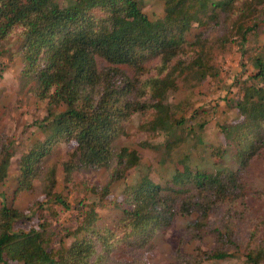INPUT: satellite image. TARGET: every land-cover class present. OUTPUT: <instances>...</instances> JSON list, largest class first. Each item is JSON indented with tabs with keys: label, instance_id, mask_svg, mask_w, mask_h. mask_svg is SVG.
Returning <instances> with one entry per match:
<instances>
[{
	"label": "trees",
	"instance_id": "16d2710c",
	"mask_svg": "<svg viewBox=\"0 0 264 264\" xmlns=\"http://www.w3.org/2000/svg\"><path fill=\"white\" fill-rule=\"evenodd\" d=\"M237 1L164 0L165 15L151 20L142 9V0H74L65 7L57 0H0V43L20 28L22 76L34 82L39 98L64 107L44 118L40 127L47 132L46 137L20 157L19 187L32 190V179L40 177V158L54 141L63 139L75 142V149L63 164L66 180H71L75 170L112 167L111 179L102 187L107 193L112 181L121 179L139 162L135 149L113 147V140L123 132L121 123L132 112L152 105L159 114L155 120L159 125L167 113V106L160 100L164 93L175 88L176 79L184 73L202 65L200 54L187 60L179 58L186 43L185 32L193 21L199 20V13L212 4L230 16L237 13L251 17L248 24H238L242 42L259 22L264 23V0H242L240 5ZM151 55L158 60L156 74L140 78ZM99 59L107 66L100 67ZM253 62V81L242 87V97L236 104L243 119L231 126L238 131L236 138H243L238 147L241 164L256 157L264 146V85L259 84L264 83V47ZM137 82L147 88L145 93L157 99L153 104L129 96ZM225 134L231 138L229 130ZM9 146L0 149V180L6 175ZM238 173L176 174L175 183L190 182L199 191L197 195L189 194L192 190L184 187H162L145 175L124 193L119 238L115 231L94 230L97 215L91 209L85 212L76 230L77 234L87 233L68 248L47 249L43 233L34 227L15 230L14 223L27 215L2 204L0 264H98L91 260L95 237L102 241L103 250L109 249L112 240L136 235L139 242H144L155 229L169 226L178 214L200 211L207 216L218 205H234L239 196ZM45 180L48 194L67 207L62 196L51 191L55 184L53 173ZM230 237L228 230L218 231L219 244L212 251L203 252L204 258L231 256ZM261 253L251 250L246 258L260 264Z\"/></svg>",
	"mask_w": 264,
	"mask_h": 264
},
{
	"label": "rangeland",
	"instance_id": "374dc122",
	"mask_svg": "<svg viewBox=\"0 0 264 264\" xmlns=\"http://www.w3.org/2000/svg\"><path fill=\"white\" fill-rule=\"evenodd\" d=\"M72 1L57 0L62 7ZM142 9L151 20L165 15L164 0H142ZM229 14L210 4L185 32L186 43L179 58L187 60L200 54L202 65L184 73L176 79V87L164 93L160 99L167 106L163 122L158 125L155 120L159 114L150 105L144 111L132 112L121 123L123 132L115 137L113 147L135 149L139 162L121 179L112 181L105 194L102 187L110 181L112 167L75 170L71 180H66L63 164L75 142L63 139L54 141L40 158V177L32 179V190L19 187L20 157L46 137L47 132L40 127L44 118L64 107L39 98L34 82L22 76L20 28L0 43V149L10 144L6 175L0 180V206L7 204L27 215L14 223L15 230L34 227L43 233L47 249L68 248L87 233L77 234L76 230L85 212L92 209L97 215L94 230L115 231L119 238L124 193L143 176L162 187H184L197 195L199 191L190 182L175 183L176 174L237 171L239 196L234 205H218L207 216L200 211L178 214L169 226L155 229L144 242L136 235L112 240L109 249L103 250L102 241L95 237L91 260L98 264H253L246 253L254 250L262 252L260 264H264V146L256 157L241 164L238 147L243 138H236L238 131L231 128L243 119L236 104L242 87L253 81L254 57L264 47V23L259 22L242 42L238 24H248L251 17ZM157 64L151 55L140 78L156 74ZM98 65L107 63L99 59ZM134 88L129 94L132 99L147 104L157 100L145 93L147 88L141 82ZM228 130L231 138L225 134ZM51 172L55 180L51 191L60 194L67 207L48 194L45 179ZM226 230L231 236L228 251L232 255L204 258L203 252L219 244L217 232Z\"/></svg>",
	"mask_w": 264,
	"mask_h": 264
}]
</instances>
